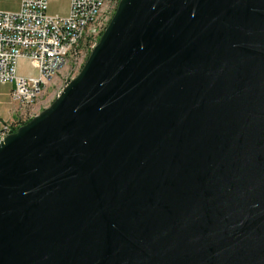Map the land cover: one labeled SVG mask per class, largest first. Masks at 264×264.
<instances>
[{
	"label": "water",
	"instance_id": "1",
	"mask_svg": "<svg viewBox=\"0 0 264 264\" xmlns=\"http://www.w3.org/2000/svg\"><path fill=\"white\" fill-rule=\"evenodd\" d=\"M0 264H264V0H120L0 145Z\"/></svg>",
	"mask_w": 264,
	"mask_h": 264
},
{
	"label": "built area",
	"instance_id": "2",
	"mask_svg": "<svg viewBox=\"0 0 264 264\" xmlns=\"http://www.w3.org/2000/svg\"><path fill=\"white\" fill-rule=\"evenodd\" d=\"M54 1L59 0H19L16 11L0 9V84H13L11 100L22 114L71 59L97 46L112 19L107 5L112 0H64L69 4L67 15L49 13ZM119 1L114 0L116 6ZM22 60L37 70V76L18 74ZM24 125L3 124L0 145Z\"/></svg>",
	"mask_w": 264,
	"mask_h": 264
},
{
	"label": "rangeland",
	"instance_id": "3",
	"mask_svg": "<svg viewBox=\"0 0 264 264\" xmlns=\"http://www.w3.org/2000/svg\"><path fill=\"white\" fill-rule=\"evenodd\" d=\"M118 4L116 6L114 0L107 3V5L111 8L112 18L117 10ZM18 7L19 0L2 1L0 3V9L2 11H16ZM68 9L69 4L67 1H54L51 2L49 6V13L52 15H67ZM93 50H83V55L77 60L71 59L68 65L64 66L48 84L43 96L40 97V99L31 107L30 110L25 112V114H22L18 110L19 107L16 103L11 102L12 100L10 97V92L13 90V88H11L13 84H0V101H3V103L0 105L1 127L5 123L15 124V126L27 124L33 118L40 115L44 110L49 108L60 96L65 87L80 74ZM18 74L26 77H34L37 76L38 72L30 65L28 61H21Z\"/></svg>",
	"mask_w": 264,
	"mask_h": 264
},
{
	"label": "crops",
	"instance_id": "4",
	"mask_svg": "<svg viewBox=\"0 0 264 264\" xmlns=\"http://www.w3.org/2000/svg\"><path fill=\"white\" fill-rule=\"evenodd\" d=\"M22 61H26V60H22ZM20 66V65H19ZM5 85V84H4ZM7 85V84H6ZM12 85V84H11ZM11 88H14V86H12ZM10 97H11V92H10ZM12 102V101H11ZM3 103V101H0V105ZM13 103V102H12ZM0 129H1V124H0Z\"/></svg>",
	"mask_w": 264,
	"mask_h": 264
}]
</instances>
